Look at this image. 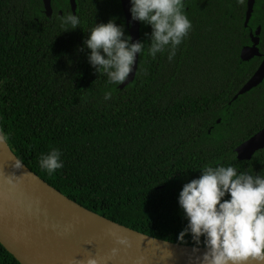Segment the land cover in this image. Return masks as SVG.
Segmentation results:
<instances>
[{"label":"trees","instance_id":"16d2710c","mask_svg":"<svg viewBox=\"0 0 264 264\" xmlns=\"http://www.w3.org/2000/svg\"><path fill=\"white\" fill-rule=\"evenodd\" d=\"M76 1L80 24L64 31L62 16L47 18L41 0H0V133L68 198L182 243L177 235L187 220L178 195L199 168L231 164L264 175V148L248 160L234 152L264 126V79L232 100L261 61L239 57L257 26L264 52V0H255L246 27V0H184L192 27L172 60L167 51L148 55L151 28L141 22L145 47L133 81L121 89L89 65L82 48L91 28L110 17L127 33L119 1ZM53 148L63 167L49 173L39 159ZM183 244L194 241L187 235ZM0 264L20 263L0 244Z\"/></svg>","mask_w":264,"mask_h":264},{"label":"clouds","instance_id":"9594fccd","mask_svg":"<svg viewBox=\"0 0 264 264\" xmlns=\"http://www.w3.org/2000/svg\"><path fill=\"white\" fill-rule=\"evenodd\" d=\"M184 9V0H130L131 20L151 28L145 34L150 40L148 55L155 57L167 51L168 59H173L177 46L192 27ZM116 20L113 16L107 22L96 23L82 48L89 50L87 60L96 72L103 69L109 83L120 85L133 71L136 56H140L145 44L139 39L134 41ZM61 24L64 31L75 29L80 18L69 13L61 17ZM111 96L109 90L103 98L108 100ZM39 165L49 173L63 167L61 152L53 148L42 154ZM15 167H21L19 161ZM199 169L200 175L184 183L178 195V205L187 223L177 240L183 243L190 235L193 251L200 253L199 264H264V175L238 172L231 164ZM225 196L228 198L224 199ZM118 243L128 241L119 238ZM80 264L99 261L89 256Z\"/></svg>","mask_w":264,"mask_h":264},{"label":"water","instance_id":"95a60500","mask_svg":"<svg viewBox=\"0 0 264 264\" xmlns=\"http://www.w3.org/2000/svg\"><path fill=\"white\" fill-rule=\"evenodd\" d=\"M127 33L139 39L140 21H132L130 0H119ZM47 16L50 0H42ZM75 13V0H70ZM255 0H246V27ZM260 26L249 31L250 44L239 53L242 61L261 57L251 76L232 100L258 86L264 79V52H260ZM136 64L121 89L137 71ZM264 148V126L239 143L234 152L239 160H248ZM19 161L21 167H15ZM126 238L127 244L118 243ZM0 244L20 264H80L95 256L99 264H199L194 245L171 242L144 234L114 222L68 198L32 172L13 153L0 133ZM117 249L114 253L112 250ZM200 246V252H203Z\"/></svg>","mask_w":264,"mask_h":264},{"label":"flooded vegetation","instance_id":"af4514ba","mask_svg":"<svg viewBox=\"0 0 264 264\" xmlns=\"http://www.w3.org/2000/svg\"><path fill=\"white\" fill-rule=\"evenodd\" d=\"M75 3H76V7H77V1L76 0H75ZM41 4H42L41 12L46 15V13L44 11L42 0H41ZM50 4H51V14H50V16L46 15L47 18L52 17V15L54 13H57L59 16L63 17L65 10L67 11V14H68V11L73 14V12L71 10L70 0H50ZM119 5H120V1H119ZM76 7H75V11H76ZM120 8H121V6H120ZM35 19L37 20V17ZM141 24L142 23L140 22V28H141ZM140 36L141 35H140V32H139V40H140ZM138 59H139V54H138ZM138 59H137V68H138Z\"/></svg>","mask_w":264,"mask_h":264}]
</instances>
